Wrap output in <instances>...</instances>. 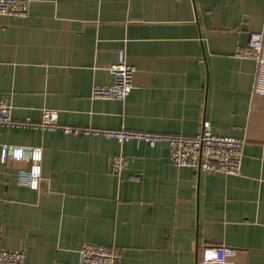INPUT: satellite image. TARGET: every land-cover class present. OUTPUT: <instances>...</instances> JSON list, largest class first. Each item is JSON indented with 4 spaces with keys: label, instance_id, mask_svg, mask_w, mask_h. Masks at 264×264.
<instances>
[{
    "label": "crops",
    "instance_id": "crops-1",
    "mask_svg": "<svg viewBox=\"0 0 264 264\" xmlns=\"http://www.w3.org/2000/svg\"><path fill=\"white\" fill-rule=\"evenodd\" d=\"M252 30L264 33V0H31L29 16L0 14V98L15 121L54 108L71 126L194 135L208 120L247 139L226 175L176 166L166 142L0 126V250L79 264L92 242L121 247L122 264H199L204 246L226 244L264 264V96L255 60L234 54ZM121 50L134 88L93 98ZM5 144L43 148L38 190L16 179L25 162L1 161ZM115 153L130 159L120 174Z\"/></svg>",
    "mask_w": 264,
    "mask_h": 264
},
{
    "label": "built area",
    "instance_id": "built-area-1",
    "mask_svg": "<svg viewBox=\"0 0 264 264\" xmlns=\"http://www.w3.org/2000/svg\"><path fill=\"white\" fill-rule=\"evenodd\" d=\"M31 0H0V14L29 16ZM235 56L254 59L257 65L253 92L264 96V33L252 30L247 44L238 45ZM113 73V83L95 86L92 97L98 99H125L134 88L136 68L128 63L125 52L121 50L117 61L108 66ZM31 125L34 127L66 133L93 134L126 143L134 140L145 142L150 146L166 142L169 158L176 166H189L200 173L239 174L242 168L244 148L247 139L234 135L215 132L208 120H203L200 129L194 135L154 133L126 128H90L62 124L59 111L54 108L43 110L40 122H18L13 119L12 105L6 97L0 98V126ZM8 159L25 162L17 173L16 179L21 185L38 190L43 174V148L41 146L5 144L1 150V161ZM129 156L115 153L112 156V170L120 174L128 167ZM131 178H137L131 176ZM237 248L222 245L204 246L199 264H240L235 260ZM123 251L116 245H103L84 242L80 248L79 264H122ZM0 264H25L23 250H0Z\"/></svg>",
    "mask_w": 264,
    "mask_h": 264
}]
</instances>
